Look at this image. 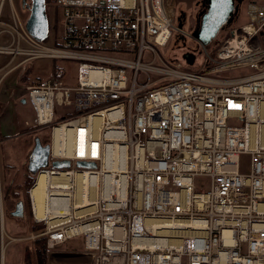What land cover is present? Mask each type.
<instances>
[{
    "label": "built area",
    "instance_id": "obj_1",
    "mask_svg": "<svg viewBox=\"0 0 264 264\" xmlns=\"http://www.w3.org/2000/svg\"><path fill=\"white\" fill-rule=\"evenodd\" d=\"M8 1L0 0V89L30 61L68 62L75 72L73 85L57 67L25 88L33 114L25 126L48 133V167L35 178L68 183L47 188L37 219L35 180L31 219L43 229L10 240L45 238L50 264H264V0L247 4V23L213 54L198 43L184 52L192 66L161 52L174 36L193 40L166 0H57L55 44L33 40L12 8L5 22ZM241 69L250 72L222 78ZM54 161L71 167L54 170ZM77 176L94 204L75 205ZM5 196L0 169V264ZM75 239L82 251L59 252Z\"/></svg>",
    "mask_w": 264,
    "mask_h": 264
},
{
    "label": "rangeland",
    "instance_id": "obj_2",
    "mask_svg": "<svg viewBox=\"0 0 264 264\" xmlns=\"http://www.w3.org/2000/svg\"><path fill=\"white\" fill-rule=\"evenodd\" d=\"M26 1L30 3L29 0H10L5 5L3 20L5 22L10 21V13L11 8L17 13L20 20L25 23L27 20L29 13L22 11L20 8V3ZM247 4L253 0H246ZM201 0H166V3L174 8L175 13L178 12V18L183 13L185 15V20L183 22L182 29L184 32L193 34L195 31L196 25V17L197 13L200 9ZM246 4V6H247ZM246 6L242 8L240 12V16L233 22L232 27L240 26L247 22L246 16ZM54 10L53 7H48V16L53 17ZM58 15V21L60 19L59 11L56 12ZM176 18V24L177 19ZM230 28V29H231ZM59 24H57L56 28V37L59 36ZM227 31L221 33L220 36L216 40V44H219L223 40L226 39ZM50 35H52L50 33ZM175 41H183V39L179 36H174ZM216 44L212 46L215 47ZM221 44V43H220ZM197 48V43L192 39L187 38L183 43H176L173 41L170 42L169 46L166 49L161 50L164 53L165 58H169L171 54L175 55L176 59H179L180 56L190 50H195ZM211 52V50H210ZM7 58L0 57V64L4 63ZM51 62L48 61H35L25 63L18 72L10 73L6 79L3 81L1 89H0V121L1 119L8 120L9 117L10 124L16 125V130L9 136H2L0 134V169L2 176V183L5 193V186L9 183L11 185L20 186L22 184V177L27 172V157L30 151L33 148V142L36 137L40 138L44 135V132H34L32 128H27L25 123L28 122L31 124L33 114L31 109L28 106H24L21 104V101L25 99V88L29 85L38 84L41 81H44L49 74H52L54 69H52L49 65ZM63 68L65 70V84L73 85L75 81V72L74 66L72 63L66 62H58L55 63L53 68ZM28 71H30V76L26 82H20L21 76L28 75ZM250 71L248 69L235 70L232 73H227L222 75V78H232V77H240L248 74ZM4 101H7V104L4 105ZM8 120V122H9ZM46 135V134H45ZM44 137V136H43ZM41 139V138H40ZM5 166H12L13 170L9 174L5 173ZM22 199V197H21ZM17 202V201H16ZM22 202V201H21ZM15 202L11 198L5 199V206L7 212L13 210ZM25 217L22 219L25 223L26 228L30 225L27 221H30V213L27 203H25ZM9 218V217H8ZM19 226V225H18ZM6 234L9 239H6L8 243L6 248V264H32L31 263V241L24 240L18 242H12L10 238H18V235L15 236L14 233L18 229L15 227L13 223L6 220L5 223ZM21 237V236H20ZM26 237V236H24ZM81 249V240L75 239L67 243L60 250L72 252L79 251Z\"/></svg>",
    "mask_w": 264,
    "mask_h": 264
},
{
    "label": "water",
    "instance_id": "obj_3",
    "mask_svg": "<svg viewBox=\"0 0 264 264\" xmlns=\"http://www.w3.org/2000/svg\"><path fill=\"white\" fill-rule=\"evenodd\" d=\"M206 4V10L198 15L197 25L192 34L193 40L203 47H208L216 39L219 32L229 25L237 13L233 0H203ZM24 3V1H23ZM29 16L25 21V30L27 34L36 42H45L48 38L49 24L46 15L45 0H30L28 6ZM185 15L182 13L177 19V26L182 28ZM182 59L187 65L192 66L195 56L190 53L182 55ZM22 104L25 100L21 101ZM49 146L43 145L41 140L36 137L33 142V148L27 157V172L35 177L41 170L48 167ZM51 167L57 171L70 169L69 161H54ZM78 169L94 170L96 165L92 162H76ZM8 215L14 219L22 220L24 218L23 202L17 201L13 210Z\"/></svg>",
    "mask_w": 264,
    "mask_h": 264
},
{
    "label": "trees",
    "instance_id": "obj_4",
    "mask_svg": "<svg viewBox=\"0 0 264 264\" xmlns=\"http://www.w3.org/2000/svg\"><path fill=\"white\" fill-rule=\"evenodd\" d=\"M45 5H46V15H47L48 24H49L48 38L45 42L48 44H55L56 28H57V24H58V15L56 14V12L58 11L57 0H45ZM49 6L53 7V10H54L53 17L48 16V7ZM175 17H177L176 13H175ZM229 31L226 35V38L229 35ZM50 33L52 35H50ZM173 41L175 42V44L178 42V41L177 42L175 41V38H172L171 43ZM215 42L213 44H211L210 46H208V49L211 50L212 54L214 53L216 48L221 43L220 42L219 44H216ZM214 44H216V46L212 48V46ZM49 66L53 69L54 63L51 62V64ZM30 75H31L30 71H28V75L23 74L20 78V82H26ZM49 76H51V74H49L46 78H43V79H47ZM24 100L26 102V98ZM26 104H27V102H26ZM43 136L40 137L41 139L40 138L39 139L41 140L43 145H47L48 144V133L44 132ZM4 169H5L4 170L5 173L9 174L10 172H12L13 167L12 166H5ZM35 180H36L35 177L30 176L28 174V172H26L22 177V184L20 186H18V185L13 186V185H11V183H9L5 186V195H6L5 199L11 198L15 203H16V201H22L23 205H24V212H25V203H27L28 208H29L30 217H31V210H30V205H29L28 192H29V189H31V187L34 185ZM21 197H22V199H21ZM24 217H25V213H24ZM6 220L13 223V225L15 227H18V229L14 233V235L15 236L18 235V237L28 236L31 233H38L43 229L42 225H34L32 222V219H30V221H27L30 225L28 226V228H26V226L24 225L25 223H23L24 222L23 220H18V219H14V218L10 217L8 215V212L6 215ZM30 243H31V250H32V252L30 253L31 263L32 264H48V257H47L48 251L46 249L45 238L41 237V238L35 239L34 241H31ZM80 251H82V243H81V249L79 251H72V252H80Z\"/></svg>",
    "mask_w": 264,
    "mask_h": 264
},
{
    "label": "bare ground",
    "instance_id": "obj_5",
    "mask_svg": "<svg viewBox=\"0 0 264 264\" xmlns=\"http://www.w3.org/2000/svg\"><path fill=\"white\" fill-rule=\"evenodd\" d=\"M83 181V182H82ZM68 183V177L61 175L51 177L47 173H40L37 176L36 183L31 189V198L35 209V216L37 219H42L46 216L45 214V202H46V191L50 185H60L61 188H65ZM86 179L81 176L76 177V189H75V205L81 206L82 202L87 198L88 204H94L95 192L87 195ZM68 194L65 191L56 193L55 198L58 201L65 202L67 204ZM67 207V206H66ZM67 209V208H66ZM54 213L55 211L52 210ZM67 211V210H66ZM52 215L51 212L49 216ZM54 215V214H53ZM53 218V216H51Z\"/></svg>",
    "mask_w": 264,
    "mask_h": 264
},
{
    "label": "flooded vegetation",
    "instance_id": "obj_6",
    "mask_svg": "<svg viewBox=\"0 0 264 264\" xmlns=\"http://www.w3.org/2000/svg\"><path fill=\"white\" fill-rule=\"evenodd\" d=\"M30 1V0H29ZM233 2H234V6L237 8V13H236V15L234 16V18H233V20H232V22L229 24V25H227L222 31H220L219 32V34H218V36L216 37V39L212 42V44L217 40V38L220 36V34L221 33H224V32H228L229 30H230V28H231V26H232V24H233V22L238 18V16H240V12H241V10H242V8L243 7H245L246 6V0H233ZM30 5V3H27L26 1H24V3H20V8H21V10L22 11H25V12H28V6ZM206 10V4L203 2V0H201V2H200V9H199V12L197 13V17H196V20H197V18H198V15L200 14V13H202V12H204ZM29 13V12H28ZM176 14H177V17L176 18H178V12H176ZM196 25H197V22H196ZM195 25V26H196ZM177 43H183V41H181V40H179ZM22 104V103H21ZM22 105H24V106H26L27 104H26V102L24 103V104H22Z\"/></svg>",
    "mask_w": 264,
    "mask_h": 264
},
{
    "label": "crops",
    "instance_id": "obj_7",
    "mask_svg": "<svg viewBox=\"0 0 264 264\" xmlns=\"http://www.w3.org/2000/svg\"><path fill=\"white\" fill-rule=\"evenodd\" d=\"M6 104H7V101L6 102L4 101V105H6ZM7 118L9 120V117H7ZM8 120L6 119L3 121V119H1V121H0V134L2 136H9L12 133H14V131L16 130V125L14 126L13 123L10 124V120H9V122H8ZM59 252L60 253H68L67 251L65 252L62 250H59ZM75 260L76 259H70V258H66V257L64 258L63 257L61 261H62V263L72 264V263H74ZM48 264H50L49 260H48Z\"/></svg>",
    "mask_w": 264,
    "mask_h": 264
}]
</instances>
